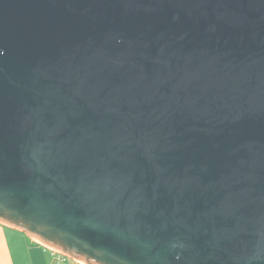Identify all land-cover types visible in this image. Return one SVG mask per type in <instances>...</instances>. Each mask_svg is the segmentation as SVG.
<instances>
[{"label": "water", "instance_id": "obj_1", "mask_svg": "<svg viewBox=\"0 0 264 264\" xmlns=\"http://www.w3.org/2000/svg\"><path fill=\"white\" fill-rule=\"evenodd\" d=\"M0 224L81 264H264V0H0Z\"/></svg>", "mask_w": 264, "mask_h": 264}, {"label": "crops", "instance_id": "obj_2", "mask_svg": "<svg viewBox=\"0 0 264 264\" xmlns=\"http://www.w3.org/2000/svg\"><path fill=\"white\" fill-rule=\"evenodd\" d=\"M46 250L23 232L0 224V264H50Z\"/></svg>", "mask_w": 264, "mask_h": 264}, {"label": "rangeland", "instance_id": "obj_3", "mask_svg": "<svg viewBox=\"0 0 264 264\" xmlns=\"http://www.w3.org/2000/svg\"><path fill=\"white\" fill-rule=\"evenodd\" d=\"M46 253H47V256H48V258H49V262H50V264H53V256H52V251H50V250H46ZM55 253V252H54ZM57 254V253H56ZM57 255H59V254H57ZM63 256V255H62ZM65 259H64V264H81V263H79V262H77V261H75V260H73V259H70V258H68V257H65V256H63Z\"/></svg>", "mask_w": 264, "mask_h": 264}, {"label": "built area", "instance_id": "obj_4", "mask_svg": "<svg viewBox=\"0 0 264 264\" xmlns=\"http://www.w3.org/2000/svg\"><path fill=\"white\" fill-rule=\"evenodd\" d=\"M58 254V253H57ZM56 252L54 253L52 251V256H53V264H64V257L62 255H57Z\"/></svg>", "mask_w": 264, "mask_h": 264}]
</instances>
